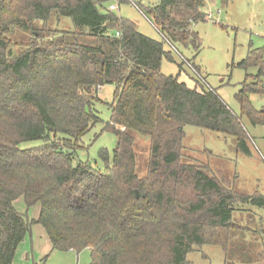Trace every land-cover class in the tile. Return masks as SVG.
I'll return each instance as SVG.
<instances>
[{
    "label": "trees",
    "instance_id": "obj_1",
    "mask_svg": "<svg viewBox=\"0 0 264 264\" xmlns=\"http://www.w3.org/2000/svg\"><path fill=\"white\" fill-rule=\"evenodd\" d=\"M207 1L214 0L138 7L162 36L155 40L110 10L108 0H0V264H15L37 225L50 253L88 251L90 264H191L188 255L205 245L221 247L224 264L261 263V254L253 258L255 238L239 243V233L250 230L233 213L260 207L264 197L185 163L183 140L185 127L195 126L234 137L238 152L251 155L242 120L264 126V111L249 98L264 96L262 52L250 50L238 64L259 67L236 95L240 116L201 80L181 81L183 62L177 76L162 71L165 60L176 62L168 43L178 51L200 48L195 26L208 18ZM221 1L227 7L235 0ZM63 18L73 30L49 25ZM18 30L31 35L28 42L12 39ZM106 86L115 88L110 104L100 95ZM103 104L112 113L106 123L97 111ZM101 123L117 139L111 163L106 149L99 154L104 170L76 161L83 138ZM132 132L150 138L143 178ZM34 142L40 145L23 147Z\"/></svg>",
    "mask_w": 264,
    "mask_h": 264
},
{
    "label": "rangeland",
    "instance_id": "obj_2",
    "mask_svg": "<svg viewBox=\"0 0 264 264\" xmlns=\"http://www.w3.org/2000/svg\"><path fill=\"white\" fill-rule=\"evenodd\" d=\"M158 1L128 0L127 3H120L118 0H108L107 3L118 6L115 13L134 21L140 33L155 40H162V36L151 21L140 10L153 6ZM135 4L140 9H137ZM205 13L208 15L207 20L195 26V32L201 42L198 51L180 48L179 52L198 68L207 88L215 90L229 109L240 116L241 108L236 95L248 76H252L248 79V83L254 81L253 77L258 75L259 67H250L246 70L238 64L248 56L250 50L260 49L264 58V0H235L227 7L223 6L221 0L207 1ZM49 25L59 29L73 30L74 28L69 18H63L60 22H50ZM30 36L29 33L18 30L11 37L21 44L28 42ZM165 49L168 50L171 47L167 45ZM174 58L175 63L166 60L163 62L164 75L179 74L178 65L182 62L176 53ZM183 68L180 80L192 85L191 79L197 77L186 65ZM261 80L264 84V75ZM114 91L113 86H106L100 95L106 103L110 104L113 101ZM249 98L257 111H264V96L252 94ZM97 111L104 123L110 121L112 113L108 105H99ZM104 123L96 125L83 138L82 150L77 152V162L90 163L94 168L104 170L106 164L99 155L103 149L109 152V161L112 162L117 139L114 134L103 132ZM242 125L249 136L250 156L238 152L236 139L232 136L195 126H186L183 161L207 167L211 174H216L221 180L230 183L229 185L239 193L264 197V126H254L246 117H243ZM131 134L135 139L136 173L143 178L148 171L150 138L137 132ZM37 145L40 143H28L23 147ZM15 206L19 211L26 210L22 200L15 202ZM31 215L37 217L39 210L36 208L31 210ZM233 221L250 230L239 233V243H250L255 238L257 247L253 258L261 254L263 259L260 264H264V204L260 207L250 204L241 206L239 210L234 211ZM50 252V241L44 229L37 225L33 229L32 237L27 236L20 246L15 264H69L67 253L50 254ZM49 254L44 263L43 258ZM79 258V264L91 263L88 251L80 253ZM75 260L74 263L77 264ZM188 261L191 264H224L225 255L221 247L205 245L189 254Z\"/></svg>",
    "mask_w": 264,
    "mask_h": 264
},
{
    "label": "built area",
    "instance_id": "obj_3",
    "mask_svg": "<svg viewBox=\"0 0 264 264\" xmlns=\"http://www.w3.org/2000/svg\"><path fill=\"white\" fill-rule=\"evenodd\" d=\"M116 9H117L116 6H114V5L110 6V10L115 11ZM168 45L180 57L181 62H183L184 65H186L191 70V72L197 77V79L201 80L203 82V80L201 78L202 77L201 73H199V71L195 68V66L188 59H186L184 56H182L181 53L174 46H172L169 43H168Z\"/></svg>",
    "mask_w": 264,
    "mask_h": 264
},
{
    "label": "crops",
    "instance_id": "obj_4",
    "mask_svg": "<svg viewBox=\"0 0 264 264\" xmlns=\"http://www.w3.org/2000/svg\"><path fill=\"white\" fill-rule=\"evenodd\" d=\"M136 5V4H135ZM111 6V5H110ZM114 6H116L115 4H114ZM117 7V9H118V6H116ZM110 8V7H109ZM136 8L138 9V7L136 6ZM116 9V10H117ZM105 89V87H103L102 89H100V93H101V91H103ZM65 253H67V255H68V259H67V261H68V263L69 264H75L74 263V260H75V258H76V256H77V258H76V260H77V264H79L80 263V258H79V255L80 254H77V253H75L74 251H69V252H65ZM51 254V253H50ZM75 260V261H76Z\"/></svg>",
    "mask_w": 264,
    "mask_h": 264
},
{
    "label": "water",
    "instance_id": "obj_5",
    "mask_svg": "<svg viewBox=\"0 0 264 264\" xmlns=\"http://www.w3.org/2000/svg\"><path fill=\"white\" fill-rule=\"evenodd\" d=\"M136 195L138 196V191H136Z\"/></svg>",
    "mask_w": 264,
    "mask_h": 264
}]
</instances>
